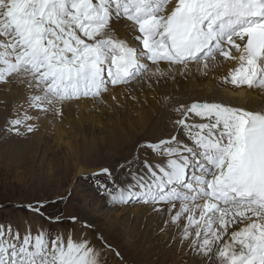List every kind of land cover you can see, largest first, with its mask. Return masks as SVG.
I'll list each match as a JSON object with an SVG mask.
<instances>
[{"label":"snow or ice","instance_id":"snow-or-ice-1","mask_svg":"<svg viewBox=\"0 0 264 264\" xmlns=\"http://www.w3.org/2000/svg\"><path fill=\"white\" fill-rule=\"evenodd\" d=\"M170 2L0 0V83L26 82L36 90L28 109L62 116L65 102H103L110 86L159 77L164 63L185 71L196 64L207 73L219 56L236 62L223 81L264 89V0H175L166 11ZM119 22L139 46L119 35ZM172 111L168 136L141 146L164 159L135 169L131 161L121 165L128 168L121 184L107 167L92 173L109 177L111 187L96 181L101 194L114 204L167 211L165 224L177 227L180 242L197 256L264 264V106L195 100L177 102ZM39 119L17 112L6 131L32 133ZM27 207L41 214L44 205ZM71 221L85 231L53 234L40 226L33 233L28 226L21 235L0 225V264H107L104 249L111 246L89 238L91 224Z\"/></svg>","mask_w":264,"mask_h":264},{"label":"rangeland","instance_id":"rangeland-1","mask_svg":"<svg viewBox=\"0 0 264 264\" xmlns=\"http://www.w3.org/2000/svg\"><path fill=\"white\" fill-rule=\"evenodd\" d=\"M148 62L151 67V62ZM188 72L189 69L186 74H190ZM167 74L173 78L177 76L173 72L167 71ZM171 77L159 84V90L162 88L166 90L173 83ZM185 77L180 79L188 83V77ZM136 82L138 80L125 86L133 91ZM150 87V90L142 89L138 92L141 100L151 99L157 95L159 90L156 91L152 85ZM129 99L139 101L134 95L129 96ZM4 103L0 101V107L1 105L4 107ZM114 103L115 108L105 110V113L98 108L94 113L87 109L82 112L74 111L70 113L72 115L70 117L63 113L62 116L66 117L60 116L61 121L60 118L54 117L57 124H51L46 132L41 129L39 123L34 132L23 135L6 131L7 122L6 125L0 126L3 127V133H0V225L5 227L10 225L14 231L19 230L21 235L28 226L33 233L43 226L53 234L60 232L79 235L85 230L81 223H72L71 217L76 216L80 222H87L93 226L90 232L98 246L106 243L114 250L104 249L107 255V252L112 253L111 258L104 257L107 264L114 261V258L119 264L123 261H132L131 264H186L190 259H198L200 256L195 255L187 244L180 242L179 229L174 225L165 224V221L169 220L167 211H155L154 207L148 204L140 207V203L136 201L114 204L101 194L96 181L109 182V177L105 175L93 177L92 173H99L100 169L107 167L112 172V179L117 182L116 184H120L116 175L123 174L127 177L128 171L127 167L122 168L121 165H127L131 161L135 164L140 163L137 168H142L141 162L145 160L163 158L152 150L141 147L150 142L148 134L152 131L153 124L140 130L133 142L110 141L109 129L105 122L111 121L112 117L119 114L120 117H124L131 113L132 120L137 115L121 104ZM75 110H79V107L76 106ZM33 113L39 114L38 111L31 114ZM9 114L11 117L15 115ZM8 115H1L0 111V120L6 117L10 119ZM39 115L41 117V114ZM92 116L95 119H92ZM102 117L105 118L104 123L101 121ZM41 133H44V136ZM90 170L93 171L89 173ZM40 204L44 205L41 214L27 207L28 205L36 207ZM30 212L35 213L37 219L35 215L30 219ZM57 217L59 222L56 220ZM111 223L116 224L117 231L111 229ZM99 235L103 236V241L98 239ZM115 251L120 253L123 261L115 255ZM209 261L212 264L215 257Z\"/></svg>","mask_w":264,"mask_h":264},{"label":"bare ground","instance_id":"bare-ground-1","mask_svg":"<svg viewBox=\"0 0 264 264\" xmlns=\"http://www.w3.org/2000/svg\"><path fill=\"white\" fill-rule=\"evenodd\" d=\"M174 2H175V0H171L166 11L171 10V8L174 5ZM114 27L122 38L129 40L134 46H139V42L136 41L134 38L136 34L130 28L126 27L122 22L116 23L114 25ZM233 54L235 55L236 53L234 52ZM235 66H236L235 61L223 60L221 57L218 56L216 67L213 68L212 70L207 71V73L199 70V68L196 64H191L188 68L190 71L188 73H190V74H186L188 69L185 71V70H183V68L181 66H174L171 68V70H169V66L166 63H164L161 65V68H162L164 74L160 75L159 77L154 76L151 79L144 80V81L138 80V82H136V85L133 86L134 94H132L133 91L130 90L125 85L110 86V89H108V91L103 95V102H101L100 100H94L91 98H82L79 100H73L71 102H65L63 105L62 111H63V113L68 114L69 117L72 116L70 113H74V111L82 112V110H84V109L91 110L94 113L95 109L98 108L102 113H105V110L114 109L116 106V103H114V102H117V103L121 104L122 106L126 107V109L128 111H130V112L133 111L137 115H136V117H134L135 119L132 120L130 118V115H132L131 113L128 116L123 115L124 117H120L119 116L120 114H119V115H116L117 117H112L111 121L108 120V122H105V118L102 117V119H101L102 123L105 122L106 127L109 129L108 132H109L110 141L113 143L133 142L137 138V135L140 133V130H142L145 127L153 124V129L148 134V139L150 140V142H155V140L158 138H166L168 136V134L171 132L172 124H171L170 118L175 117V113H173L172 107L175 104H177V102H183L185 104H190L192 101H195V100L209 101V102L226 101V102L231 103L233 106H243V107H246L248 109H256V108H259L261 106H264V89L248 88L247 86H236V85L231 84L230 82H226V81L222 80V77H224L225 75L228 74L229 69H231ZM151 67L154 68L155 66L151 65ZM167 71L173 72L177 76L174 78H173V76L171 77V75L167 76L168 75ZM206 75H208V77H206ZM185 76L188 77V83L182 82L181 81L182 79H180V77L183 78ZM168 77H171L173 79L172 80L173 83H171V85H169V87H167L166 90H164L163 88H162V90L161 89L159 90V84H162L165 81V79H167ZM150 85H152L153 88H156V91L159 90V92L157 93L156 96L152 95L153 98H151V99L146 98L144 100H141V98H139V96H138V92H140V90H142V89H144V91L146 89H149ZM33 91H36V90H30L27 87L26 82L25 83H19L14 79L11 80L10 82L6 83V84L0 83V101L5 102L4 107H2L3 105H1V107H0L1 115L7 116L9 113H13L12 114V116H13L17 112L23 113L25 110H27L28 112H31V113L34 111H37L34 109H28L27 108L28 98L33 93ZM131 95H134V97H138L139 101H131L129 99V96H131ZM113 97H115V99H113ZM76 106L79 107V110H75ZM35 113H37V112H35ZM35 113H33V114L35 115ZM38 113L41 114V117L38 114L40 117L38 123L40 124L41 129L43 128L44 131L49 126H51V124L53 125V123H56V122H54L55 121L54 117L60 118V116H58L56 114L55 110L48 112L47 114H44V113L39 112V111H38ZM33 114H31V115H33ZM9 115L11 117V114H9ZM62 117H66V116H62ZM61 118H60V121H61ZM132 118H133V116H132ZM92 119H95V118H93V116H92ZM8 120H9L8 117H6V119L0 120V126L3 124L6 125V122H8ZM57 120H59V119H57ZM69 121H70V119H69ZM67 122L68 121L66 120V123ZM191 122L199 123L202 121L199 118L193 117ZM56 127L58 128V126H56ZM62 128H64L63 125H62ZM2 129H3V127L0 128V133H3ZM57 131H58V129H57ZM65 133H66V131H65ZM180 138L186 140V138L183 137V133H181ZM43 139H44V137H43ZM163 159H164V157L159 158V159L154 158L153 160H151L149 162L150 163H158ZM132 163L134 164L131 166L133 169L137 168L138 167L137 165L140 166V163H136V164L134 162H132ZM141 163L143 165V162H141ZM91 171H93V170H90L89 173H91ZM127 173H128V171H127ZM116 178L118 179V182L121 184V182L126 177H125V175L120 174V175H116ZM115 183H117V182H115ZM111 186H112V184L109 183V187H111ZM107 199L108 198H106V200ZM106 200H105V202H106ZM139 203L141 205V206L139 205L140 207H142L143 204H145L143 202H139ZM156 207H161V205L158 204V205H156ZM33 215H35L36 219H37V215L35 213H32V212L29 213L30 219H31V217H32V219L34 218ZM32 222L35 223V221H33V220H32ZM110 226L114 232L117 231V226L115 223H111ZM47 230H49V229H47ZM78 233H79V231H78ZM88 236H89V238H91L93 240L90 231L88 232ZM93 241L98 246L97 242L95 240H93ZM107 253H108V255L105 254V256H109L111 258L112 253L111 252H107ZM204 258L205 257L200 256L196 260L190 259V261H188L186 264H211V263H209L210 261L208 259H204ZM104 259L107 260L106 258H104ZM113 260L114 261H112V262H108V264H119V263L115 262V261H117L116 258H114ZM127 262L129 264H131L130 262H132V261H130V262L129 261H123V263H121V264H126ZM212 264H216V259L214 262H212Z\"/></svg>","mask_w":264,"mask_h":264}]
</instances>
